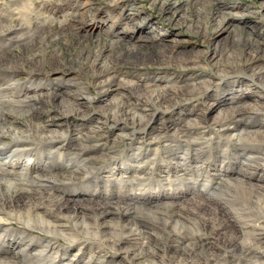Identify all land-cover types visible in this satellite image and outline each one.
Wrapping results in <instances>:
<instances>
[{"label": "rangeland", "instance_id": "obj_1", "mask_svg": "<svg viewBox=\"0 0 264 264\" xmlns=\"http://www.w3.org/2000/svg\"><path fill=\"white\" fill-rule=\"evenodd\" d=\"M22 2L0 0V14L8 13L7 10L11 7L17 8L20 14L22 13L20 17L11 16L3 18L4 21L0 22V45L3 47L0 56L5 53L3 56L8 59L7 62H3L0 73L3 78L8 80L7 82L14 84L16 88L12 92L14 97L21 98L26 93L30 94L28 104L32 110L31 108L30 111L28 108H20L18 104L8 105L5 108L0 106V121L2 122H0V130L12 128L15 131L19 129L30 131V129L41 127L42 130L52 131L50 135L53 136L56 146H58L56 152L61 155L62 161L69 162L72 156L68 154L73 150L77 154L74 157L75 161L81 164L80 168L84 170L88 168L85 173L86 177L71 187L66 180L53 178L49 174L39 172L37 175L35 174V182L27 185L24 182H19L20 185L17 186L19 190L9 191L7 194L5 192L4 198L0 196V205L3 204L2 202H6L5 206L21 210L37 206L48 212L47 216L52 220L67 221V229L71 232L74 230L73 234L77 237L76 240H73L74 244L70 246L68 237L64 238L60 234L48 235L34 230L31 235H24L25 240L36 248L40 247L41 242H51L60 250V252L56 251L57 254L63 253L64 249L68 252L73 247L80 248L82 244H84L82 248L88 251L89 245L94 250L99 249L96 257L100 258L98 260L102 264L108 262L111 257L117 264H132L131 259L126 256L131 253L130 250L121 248L115 251L103 242V233L96 236L93 233L87 235L78 230V226L79 228L81 226L78 223L77 225L72 217L66 219L60 217L57 212L52 213L57 207H54L48 197L58 196L63 200L67 198L86 199L99 193L111 195V192L115 191L125 195V198L137 197L145 201L160 199V204H163L160 209L154 210L155 212L139 214L142 219L144 218L158 227L157 231L160 233L154 235L158 243L165 242L164 233V236L169 238L168 246L171 245L174 249L182 248L184 234L191 233L192 235L197 232L201 221L221 222L222 213L216 207L197 205V203L199 205L202 203L201 200L208 199V195L220 202V207L229 213L227 215L238 233L234 234L232 228L228 227L221 231L224 233H221L219 237H208L205 242L208 247L210 244L212 248L207 251L211 255L224 253L226 250L222 247V241L232 236H236L242 244L245 241L249 242V238L242 234V231H249L247 227L250 224L246 222L251 220L264 224V210L262 211L256 204L242 198L232 185L233 182L228 179L229 177L231 179H247L261 189L255 196L264 199V142L260 145L248 146L246 149V153H252L250 158L247 156L251 168L248 174L244 175L238 174L241 156L237 155L238 151L232 143L225 149L226 154L223 162L220 149L224 146V139L216 137L208 142L204 138H197L194 144H198V147L177 135H170V128L178 123L192 121L195 124L192 125L195 130H204L203 127L211 125L214 120L226 116L225 114H230L225 109L226 107L229 109L235 104L245 102L250 104L253 99L264 100V88L251 71L238 69L230 73V81L224 84V81H217L216 77L221 72L215 65L219 58L227 57L230 52L235 57L256 52L264 61V0H24ZM130 5L135 8L132 10L134 13L132 16L136 19L129 23L124 20V14L127 13V8ZM170 5L173 8H170ZM23 17H25L24 20H22ZM20 24H24V31L19 30L14 34L11 33V28L18 29ZM28 32L31 36H28ZM115 33H118L123 41L121 47L110 46L109 42L115 38ZM10 34L13 39L9 41ZM99 54L101 56L99 61L101 58H105V60L108 58L116 65L113 69L116 72V80L111 84L114 86L109 89L108 94L98 92L94 74L90 72L88 66L81 64L87 59L94 60ZM38 61H42L44 64L39 66ZM8 68L13 69L14 75L9 76L5 72ZM96 68H100V65H97ZM258 68L264 69V63L258 65ZM56 77L55 80L59 81L58 86L55 88L50 85V88H47L46 83H52ZM209 77L214 78V81L205 86L204 82ZM154 78L157 79V88L167 91L168 98L171 96L176 98L172 101L171 108H157L155 116L147 121L140 131L141 134L146 135L143 139H152L149 143L145 141L144 146H139L138 141L133 140L136 131L135 125L123 119H118L114 124L106 120L96 122L101 111L95 106L103 105L112 99L133 101L141 93L145 94V88L142 87L139 90L137 85H129V82L141 86H153ZM243 78L248 83L240 86L241 83L238 82ZM69 79L72 81V87L70 86L68 90L65 85ZM55 83L54 81L53 84ZM198 84L203 89L200 92L195 90L198 88L196 86ZM119 85L120 87H118ZM51 87H54L55 90ZM129 88H132L133 91ZM153 88L155 87H151V89ZM248 88L249 90H247ZM35 89H39L40 92L35 94L33 91ZM245 89L249 92V97L242 99L241 95ZM61 90L69 92V96L76 100H87L88 97H94L96 103L95 105L87 104L91 107H89L91 111L85 115H81L75 110L67 116L64 113L67 104L62 102V96L59 94ZM183 90L186 91L183 92ZM256 90H259L261 95L255 93ZM148 91L149 95L151 90ZM233 91L237 94L230 93ZM219 110H222L221 115ZM199 116H204L203 125L196 122V118L198 119ZM262 119L261 116L248 117L243 122L246 127L241 124L239 128L233 130L234 136L244 129L254 132L258 129V124L262 122ZM93 127L100 129L99 135L86 132L87 128ZM79 132L83 136L77 139L76 136ZM1 136L0 143L6 142L8 148L12 143V136L10 134ZM28 136L30 139L27 140L29 149H33L34 152L24 158L21 157V159L14 157L16 160L13 159V161L17 165L23 158V162H29L28 166L34 165L35 167L46 161L45 156L41 157L46 155V152L43 151L41 154L37 149L40 143L33 135L29 134ZM194 136L200 137L195 134ZM22 139L27 138L23 137ZM131 141L134 148L138 146L141 149L139 152L131 151L134 154H141L140 167L137 163L133 165L134 159L126 151ZM167 141L183 147L177 155L184 158L185 164L189 168L200 170L198 172L201 173L199 182L190 179V176L185 177V174L180 171L182 162L176 157L172 158L171 153L169 155V152L164 149V147L169 148L166 144ZM194 147L200 152L198 156L192 150ZM146 154L149 156V160L144 162ZM157 157L159 159L155 160ZM50 162H60L59 156L51 159ZM107 165L115 169L116 177L119 179L106 180ZM138 168H142V170L136 171ZM169 172L172 175L167 179ZM135 174L138 176L136 180H134L135 177H131ZM221 174H226L227 178L223 179L221 187H216V182ZM103 176L105 177L103 178ZM127 176L130 177L127 178ZM209 176L212 178H208ZM216 176L217 178H215ZM205 178L210 179L211 182L206 183L204 191L199 193L202 179ZM97 184L98 187H96ZM135 184L138 186L134 189ZM106 187L108 188L107 192ZM1 189L2 187H0ZM163 195L166 196L163 197ZM170 206H175L186 215L185 223L187 225L184 224L185 227L170 226L167 223L169 216L167 209ZM162 214L164 218L159 219L160 215L163 217ZM244 214L252 216L244 218ZM3 216H6V213ZM108 220L110 222L108 224L115 221L113 218ZM90 222L93 223V227L99 226V228L103 224L101 220L96 222L93 219ZM13 223V225L1 229L2 239L8 234L19 235L22 228L17 229L18 225ZM165 227H167L166 230ZM173 227H176V231ZM256 229L259 234L264 233V225ZM243 238L245 241H242ZM17 249L14 246L6 254L5 252L0 254L12 256V252ZM23 250L19 253V259L22 262L31 261L34 250L31 251L32 254L27 248ZM72 252L74 253V251ZM170 253L173 254V251L170 250ZM57 254L54 253V256ZM84 255L79 261L73 259V263L83 264V259L86 257ZM39 256L40 254H38ZM14 257L16 258L17 255L15 254ZM38 257L33 259L35 263H37ZM176 257V262H178L180 257L178 255ZM176 262H172V264H176ZM218 262L224 263L223 260Z\"/></svg>", "mask_w": 264, "mask_h": 264}, {"label": "bare ground", "instance_id": "obj_2", "mask_svg": "<svg viewBox=\"0 0 264 264\" xmlns=\"http://www.w3.org/2000/svg\"><path fill=\"white\" fill-rule=\"evenodd\" d=\"M13 1H15L16 3H19L20 1L22 2L24 0H13ZM170 8H173V6L170 5ZM134 9L135 8L133 7V5H130L127 8V13L124 14V20L130 23L136 19V17L132 16L134 14L132 13V10ZM7 11L8 13L6 14H0V22L4 21L2 20L3 18L6 19L8 17L10 18L11 16L20 17L22 15V13L20 14V11L17 10V8L11 7ZM24 18L25 17H23L22 20H24ZM20 25L21 26L18 29L11 28V33L14 34V32H17L19 30L22 31L25 28L24 24H20ZM106 30L108 31V29ZM11 35L12 34L9 35L10 36L8 38L9 41L13 39V36ZM28 36H31L29 32H28ZM114 37L115 38H113V40L109 42L110 46L115 47V48L121 47L123 44V41L121 40V37H119V34L115 33ZM2 48H3L2 45H0V54L3 51ZM130 52H133V50H130ZM230 53H228L227 57L223 59L219 58L217 62L215 63L217 70L221 72L220 74L218 73L219 75L217 74L218 75V77H216L217 81L219 80L220 82L224 81V84L225 83L227 84V82L230 81V77H231L230 73L235 72L238 69L243 70V71L249 70L252 72V75L256 77V79H258L259 83H261L262 88H264V73H263L264 69L258 68V65H261L264 63V61L262 60L263 58L259 56V54H257L256 52L249 53L247 55L243 54L244 56H241V57H235L234 55ZM4 54L0 56V69L2 68L3 62L4 61L7 62L8 60L6 56H3ZM100 57L101 56L99 54V56H97L94 60L84 59L86 61L84 62L82 61L83 63L81 62L79 63L83 64V66L85 65L88 66L90 72L94 74L95 81H96V87H98V92L100 94L101 93L108 94L109 89L112 86H114L111 84H113L114 80H116V77H115L116 72L113 71L116 65L113 64L112 60L108 58L106 60L105 58H101V61H99ZM37 63L38 65L40 64L39 66L44 64L42 61H38ZM97 65H100V68H96ZM5 72L9 76L14 75L13 69L8 68V70H6ZM55 79H57V77L53 79L52 83H46L45 86L47 88H50V85H53L56 88L58 86L57 84H59V81ZM213 79L214 78L209 77V79L204 82V85L206 86V85L211 84L214 81ZM7 81L8 80L3 78V75H1L0 73V106L5 108L8 105L14 106L13 104H18L20 108H23V109L28 108V111H30L31 106L28 104V102L30 101L28 96L30 94L26 93V95H24L21 98L14 97L12 92L16 88L14 87V84L7 82ZM54 81L56 82L55 84H53ZM153 82H154L153 86L152 85L151 86L149 85L141 86L139 84H134V82H131V83L129 82V85H137V87H139V90L142 87L145 88L144 89L145 94L139 93L140 95L133 101L129 99L128 100L112 99L103 105L95 106L96 108H99V110L101 111V115L98 116L96 122H98L99 120H106L107 122L111 121V123L114 124L117 122L118 119H123L135 125L136 131L134 132L133 140H137L138 141L137 143L139 146L140 145L144 146L145 141L149 143L152 139L151 140L143 139V137L146 135L144 133L141 134L140 131H142L145 124H147L146 122L149 121L151 118H153V116H155L157 112V108L159 107L164 108V109L171 108L173 104L172 101L176 98L172 96L168 98L167 91L163 90L162 88L161 89L157 88L158 87L157 79L154 78ZM233 82L236 83V81H233ZM238 83H241L240 86H242V84L244 85V83L246 84L248 83V81L245 78H243V79H240ZM70 86L72 87L71 79H69V81L65 85V88H68L69 90ZM184 86H187V85H184ZM196 86H198V88H196L195 90H198V92L203 90L200 84ZM54 87H51V89L55 90ZM118 87H120V85ZM151 87H155V88L151 89ZM176 87H179V86H176ZM129 89L133 91L132 88H129ZM118 90L120 91V88ZM148 90H151L149 95L147 93L149 92ZM247 90H249V88ZM247 90L245 89L244 93L242 92L243 93L241 95L242 99L249 97V92ZM33 91L35 92V94L40 92L39 89H35ZM185 91L183 90V92ZM234 91L230 93L233 95L237 94V92L234 93ZM255 93L260 94L261 92L259 90H256ZM51 94H52V91H51ZM59 94H61L62 96V102L64 104H67L65 105L67 106V108L65 107L66 109L64 111L65 115L67 116L70 115L75 110H77L79 114L85 115L91 111L90 110L91 107L87 106V104L95 105L96 103L94 97H88L86 98L87 100H83V99L76 100L70 97L69 96L70 93L67 91L61 90ZM261 100L264 101L263 99ZM262 101L253 99V102L250 104H247L245 102L242 104H239V103L235 104L232 107H229V109H227L226 107L225 109L229 111L228 113L230 114H225L226 116H221L222 118L219 117L217 120H214L211 125L207 127H203L204 130H200V131L197 129L195 130L194 127L192 126L195 124L192 123V121L185 122V123L183 122V124H180V123L175 124L173 127L171 128L169 127L171 131L170 135H173V136L177 135L181 137L182 139H184V141H187L188 143H191L192 145H195L194 142L197 140V138L199 139L204 138L208 142L211 141L213 138L215 139L216 137L217 139L222 138L224 139V146L220 149V154L223 157V162H224L225 154H226L225 149L226 147H228L227 145L232 143L234 148L238 151L237 155L241 156V160L239 163L240 169L238 171V174L239 173H242L244 175L248 174V171H250V168H251L250 164L248 163V158H250V155L252 153L251 152L246 153V149L248 148V146L251 147L256 144L260 145L261 143L264 142V130H263L264 102ZM221 111L222 110L218 111L220 115H221ZM253 116L263 117L262 122L258 124L259 125L258 129L255 130L254 132H251L248 129H244L243 131H239L238 133H236L234 136L233 130L239 128L241 124L242 126L246 127V125L243 122L245 121V119H248V117H253ZM196 122H198L197 124L203 125L204 116H199L198 119L196 118ZM2 127H5V126H2ZM20 132L22 133L21 135H20ZM51 132L52 131L42 130L41 127L30 129V131H27V129L25 131L23 129L22 130L19 129L18 131H15L12 128L9 130L2 128L0 130V137H2L1 135L3 134L4 135L10 134L12 136V139H11L12 143L10 144L8 148L6 146L7 144L6 142H4L3 144L0 143V187H2V189L0 190V196L2 198L5 197V192L7 194V192L9 191L19 190L17 188V186L20 185L19 182H24L26 185L35 182V178H36L35 174L37 175L39 172H43L44 174L45 173L49 174V176L53 178H61L63 180H66L68 181L67 184L69 185V187H71V185L73 184H77V182L81 180L83 177H86L85 173L88 170V168L86 170H84L83 168H80L81 164L78 161H75L74 157L77 154H75L73 150L70 151L68 154L72 156L69 162L62 161L61 155L56 152L58 151L57 150L58 146H56L53 136L50 135ZM86 132L88 134L93 133L95 135H99L100 129H95L94 127L87 128ZM29 134L33 135V137L36 138V141L40 143V146L37 148L38 151L41 154L43 151L46 152V155L41 156V157L45 156L46 161L44 163L37 164L35 167L34 165L28 166L29 162H26V161L23 162V158L25 156L32 154L34 152L33 149H29V144L27 143V140H30L28 136ZM194 134L197 136L199 135L200 137H196V136L193 137ZM81 136L83 135L81 132H79L76 137L77 139H80ZM23 137L27 139H22ZM131 144H132V141L130 142V145H128V148L126 149V151L129 152V155H131V158L134 159L132 161L134 164L133 163L132 164L135 165L137 163L138 166L140 167L141 161L139 160V158H141L140 157L141 154L140 153L134 154V153H131V151L136 150L137 152H139L141 149L138 146L137 148H134L135 146ZM166 144L169 146V148L164 147V149L167 150V152H169L168 154L170 155L171 153L172 158L176 157L178 158L180 162H182V164H180V169H181L180 171H182L185 174V177L190 176L189 177L190 179H194L195 182L198 181L199 178L201 177V173H198L200 170H194V169L189 168L185 164L184 158L177 155V153L182 151L183 147L174 145V143L171 141H167ZM195 146H198V144H196ZM192 150L195 151L194 153L196 156L200 154V152L195 147ZM56 153H57L56 157L59 156L60 162L51 163L50 162L51 159L56 158L55 157ZM14 157H17L20 159L21 157L23 158H22V161L16 165V163H14L15 161H13V159L16 160V158ZM144 158H146L144 162H147L149 160V156L147 154ZM72 159L73 161H71ZM157 159L159 158L157 157L155 160ZM106 167H107L106 168L107 170L106 180L108 179L110 181L111 179H115V180L119 179L116 177L114 168L110 166L109 168L108 165ZM140 170H142V168H138L136 171H140ZM141 172H138V174H141ZM170 173L171 172L167 173V176H168L167 179L171 177L172 174ZM125 174H127V172H125ZM97 175L99 177V174ZM225 175L226 174L224 175L221 174L220 177H218L219 180H217L216 182V185H217L216 187H221V185H223V179L227 178ZM130 176H127V178H129ZM104 177L105 176H103V178ZM121 177L125 179L123 175H121ZM131 177H135L134 180L138 179V176H136V174L135 176H131ZM208 178H212V177L209 176ZM215 178H217V176ZM228 180L233 182L232 185H234V188L241 194L242 198L246 199L252 204L253 203L256 204V206L262 209V211L264 210V199L262 200V198L259 199L258 196H255V194L259 193V189H260L259 187L250 183L247 179H244V180L238 179V178L231 179L229 177ZM202 181L203 182L201 183V190L198 191L199 193L204 191L203 188H205L206 183L211 182L210 179H206V178L202 179ZM64 184L65 186H67L66 183ZM89 184H92V183L89 182ZM137 186L138 184H135L134 189L137 188ZM96 187H98V184L96 185ZM107 189L108 188L106 187L105 188L106 192H107ZM124 196L115 191H112L111 195H107L106 193L104 194L99 193L97 195H92L91 197L86 198V199H68L67 198L63 200L61 197H58V196H54V197L48 196V197L51 203L54 205V207H57V209L55 208V211H52V213L57 212V214L60 217L66 218V219H70L69 217H72L73 221L76 224L78 223L81 226V228H79L78 226V230H81L87 235H89L90 233H93V235L96 236V235L103 233V237H104L103 242L111 246L115 251L120 250L121 248L130 250L131 253L130 254L128 253L126 256L129 259H131V261L133 262L132 264H170V263L172 264V262L175 263L177 261L176 260L177 255L180 257V259L178 260V262H176V264H220L218 262L220 260H223L224 262L223 264H264V233L259 234L256 229L264 225L260 221L249 220L248 222H246L247 224H250V226L248 225L247 227L249 231H242V234L245 235L247 238H249V240L247 239L249 242H246L245 239L243 238L244 240L242 241H245V242L242 244L236 236L235 237L232 236L231 238L229 239L226 238L224 241H222V247H224L226 250L224 253H218V254L213 253L211 255L207 251V249L212 248L210 247V244L208 247V244L205 242V240H207L208 237H212V236L219 237L222 233L221 231H223L224 229L228 227L232 228L234 234L238 233L236 232L234 228V224L232 225V222L227 215L228 212H226L223 209V207H220L221 205L220 202H217V200L215 201V199L211 198V196L209 195H208L209 198L208 199L206 198V200L204 199V201L200 199L202 203H200V205L197 203V205L200 207L201 206L202 207L203 206L216 207V209L219 210L220 213H222L223 219L219 223L209 222L206 220L201 221L200 227L199 225L197 227L198 231L192 235L191 233L189 235L184 234L183 247L182 248L176 247L175 249L171 245L169 246L167 245L169 238L167 236H164L165 235L164 233H163V237H166L165 242L158 243L154 236L158 232L160 233V231H157L158 227H156L153 223H150L144 220V218L142 219V217L139 215L140 213L155 212L156 209H160V207L163 206V204H160V199H155L153 201H145V200H140L137 197H133V198L126 197L125 198ZM165 196L163 195V197ZM2 203L3 204L0 205V227H1L0 231L2 228L4 229L10 225H13L14 224L13 222H15L18 225L17 229H20L21 227L22 230L19 231L21 234L19 233L18 236L8 234L5 236L4 239H2V236H0V253L5 252L6 254V252L11 250V247L13 248L14 246L18 248L16 251L12 252V256L0 254V264H60V263L72 264L73 259H75L76 261L77 260L79 261L81 256L84 254L86 255V257L83 259V264H102L98 260L100 258L96 257L98 256L97 253L99 249L94 250L89 245L88 247L90 248L88 251L82 248L84 245L82 244L80 248L73 247L68 252H66L64 249L63 253H60V254L56 253V251L60 252V250L57 249L55 245H52L51 242H47V241L41 242L40 247H37V248L34 245H31V243L25 240L24 235L25 234L31 235L32 234L31 232L34 230L44 232L48 235L60 234L64 236V238L68 237L70 239L69 241L70 246L74 244L73 240H76L77 237L74 236L73 232L75 233V231L73 229H72L73 230L72 232L67 229L68 227L67 221L66 222L62 221V219L52 220L49 216H47L49 215L48 212L38 208L37 206L33 208H29V209L27 208V210L26 209L21 210V209L10 208V206L8 207L5 206L6 202H2ZM233 204L235 203L233 202ZM168 208L170 210L167 209V212L169 213V216L167 218V223L170 224V226L171 225L184 226V224H186L185 221L187 218H186V215H184L183 211H180L179 209L175 208V206H170ZM4 213H6V216H3ZM251 216L252 215L250 214L243 215L244 218L251 217ZM112 218L115 221L111 224H108L110 223L108 219H112ZM163 218H164V215L163 217L160 215L159 219H163ZM93 219L96 220V222L100 220L103 221V224H102L103 227L102 226L101 228H99V226H96L97 228L93 227L94 226L93 223L90 222ZM173 228L176 231L175 229L176 227H173ZM166 229L167 227H165V230ZM167 234H168V231H167ZM26 248L27 250H30V252L34 250L33 252L34 260L38 257V254H40V256L38 257L37 263H35L33 259L27 262H22L19 259L20 258L18 257L19 253L22 252V250ZM158 248H160L161 250L160 249L158 250ZM170 250L173 251L174 255L171 253L169 254ZM72 251H74V253ZM54 253L57 255L54 256ZM15 254L17 255L16 258L14 257ZM103 264H117V263L115 262V260H113V257H111L108 259V262L103 263Z\"/></svg>", "mask_w": 264, "mask_h": 264}]
</instances>
